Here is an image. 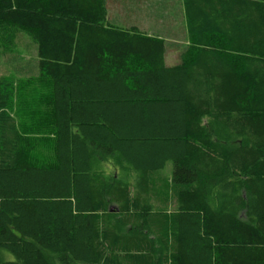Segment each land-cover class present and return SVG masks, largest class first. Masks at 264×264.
<instances>
[{
    "label": "trees",
    "instance_id": "obj_1",
    "mask_svg": "<svg viewBox=\"0 0 264 264\" xmlns=\"http://www.w3.org/2000/svg\"><path fill=\"white\" fill-rule=\"evenodd\" d=\"M176 1L167 65L166 34L109 0H0L53 155L33 161L40 120L0 77V264H264V0Z\"/></svg>",
    "mask_w": 264,
    "mask_h": 264
},
{
    "label": "rangeland",
    "instance_id": "obj_2",
    "mask_svg": "<svg viewBox=\"0 0 264 264\" xmlns=\"http://www.w3.org/2000/svg\"><path fill=\"white\" fill-rule=\"evenodd\" d=\"M108 9L109 20L112 22L125 24L127 21L125 18H129V21L135 20L140 22L139 28L142 30L148 31L154 26V29L157 32L161 31L166 34L165 36L163 35L164 39L167 38L165 41L168 44L165 61L167 65L178 61L176 48L180 49L179 46L186 45V38L180 37L182 36L183 30L180 18L181 8L178 1L109 0ZM168 26L176 30V39H172V32H169ZM27 39L26 36L20 37L10 45V51L7 52V56L0 54V77L10 78L13 81L15 87L13 110L19 111L20 114L22 113V119L26 121L27 124L29 120L34 122L35 117L39 118L40 124L38 127L35 129L32 128V131L29 129V135L34 133V137L38 140H36L35 143L31 141V145L29 146L32 147L31 158L33 161L45 164L52 161L53 155L52 144L50 141L51 131L48 124L49 121L47 120L48 112H46L44 97L41 98V96H43V90L42 88L39 89L35 83H28L24 78H18V76L21 75H17L15 72L19 70L20 65L33 60V52H30L31 47H27ZM14 54L18 55L20 61L17 60L16 62H10L8 60V57L13 56ZM34 137L29 136L32 140L35 139ZM167 165V168H171L170 163Z\"/></svg>",
    "mask_w": 264,
    "mask_h": 264
}]
</instances>
